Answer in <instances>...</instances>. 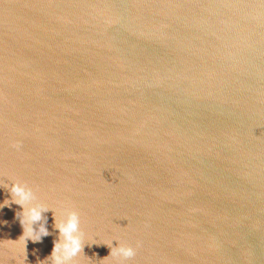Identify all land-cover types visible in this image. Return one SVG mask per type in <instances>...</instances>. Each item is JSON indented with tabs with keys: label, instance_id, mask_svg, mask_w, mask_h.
I'll use <instances>...</instances> for the list:
<instances>
[{
	"label": "water",
	"instance_id": "1",
	"mask_svg": "<svg viewBox=\"0 0 264 264\" xmlns=\"http://www.w3.org/2000/svg\"><path fill=\"white\" fill-rule=\"evenodd\" d=\"M14 182L49 235L0 208V264H53L73 212L64 264H264V0H0Z\"/></svg>",
	"mask_w": 264,
	"mask_h": 264
},
{
	"label": "clouds",
	"instance_id": "2",
	"mask_svg": "<svg viewBox=\"0 0 264 264\" xmlns=\"http://www.w3.org/2000/svg\"><path fill=\"white\" fill-rule=\"evenodd\" d=\"M11 200L6 199L3 204H0V208L4 206H11L15 203L21 206L22 211L17 213V219L23 228V234L18 240L23 241L24 253L27 256V241L31 240L33 243L40 242L42 236L49 235L47 228L41 224L38 228L36 224L42 219V211L48 209L43 206L26 207V202L31 199V192H25L24 188L19 183H13L10 188ZM15 197H19L16 199ZM19 214V215H18ZM78 216L75 212L70 214V217L66 223L57 224L60 234L64 237L63 243L58 239L54 242L50 259L53 264H64V261L76 256L82 250V241L80 236H74L73 233L77 231ZM136 247H140L137 242ZM61 248H63V257L58 255ZM121 255L125 259L133 258L136 255V248L132 246H122L113 251L111 255ZM43 264V262H41Z\"/></svg>",
	"mask_w": 264,
	"mask_h": 264
}]
</instances>
